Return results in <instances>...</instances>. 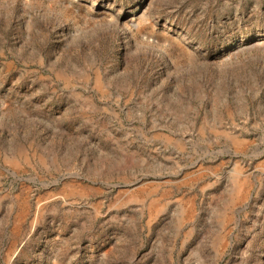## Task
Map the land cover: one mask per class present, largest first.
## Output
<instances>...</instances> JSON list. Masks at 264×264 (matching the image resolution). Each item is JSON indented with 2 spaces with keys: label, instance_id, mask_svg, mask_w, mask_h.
I'll list each match as a JSON object with an SVG mask.
<instances>
[{
  "label": "rangeland",
  "instance_id": "1",
  "mask_svg": "<svg viewBox=\"0 0 264 264\" xmlns=\"http://www.w3.org/2000/svg\"><path fill=\"white\" fill-rule=\"evenodd\" d=\"M0 264H264V0H0Z\"/></svg>",
  "mask_w": 264,
  "mask_h": 264
}]
</instances>
